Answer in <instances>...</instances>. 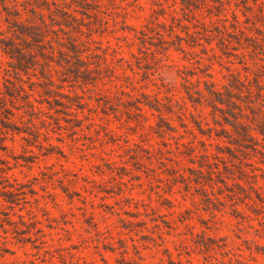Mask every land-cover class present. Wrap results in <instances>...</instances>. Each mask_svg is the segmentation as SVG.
<instances>
[{
	"label": "rangeland",
	"instance_id": "obj_1",
	"mask_svg": "<svg viewBox=\"0 0 264 264\" xmlns=\"http://www.w3.org/2000/svg\"><path fill=\"white\" fill-rule=\"evenodd\" d=\"M85 2L0 1V264H264V0Z\"/></svg>",
	"mask_w": 264,
	"mask_h": 264
},
{
	"label": "trees",
	"instance_id": "obj_2",
	"mask_svg": "<svg viewBox=\"0 0 264 264\" xmlns=\"http://www.w3.org/2000/svg\"><path fill=\"white\" fill-rule=\"evenodd\" d=\"M0 1H1L3 4H4V2H5V0H0ZM81 1H82V3L86 4L85 0H81ZM27 4L29 5V9H28V11H29L34 17H37V18H38L40 24H41L43 27H47V25L45 24L44 18H43L44 15H43L41 12L36 11V10L38 9V7H32L31 2L29 3V1L27 2ZM78 5L81 6V5H83V4L78 3ZM45 6H46V7H45V10L48 12V15H49L48 17H50L52 11H51L50 7L47 6V3H46ZM3 8H6V15H7L6 22H7L8 24L12 25L11 28H16V29H14V33H13V35H14V36H17L16 33H15V31L17 30V31H19V33H20L21 35H25V36H27V37L32 38V36H33L34 33L31 32V30H33V29H37V26L34 25L33 23L29 24L28 26H25V25L22 26V23H23V22H22V20H21V15H20L17 11H13V14H12V13H10L9 11L7 12L8 7H5V5H4ZM82 8H84V7H82ZM56 12L59 13V15H60L61 19L63 20V22H66L68 18H71V19H73L74 21L76 20L75 17L72 16V14H69V13H68L67 11H65V10H58V9H56ZM73 12H77V10H74ZM81 12H82V13H81ZM81 12H79V14H81V15H86V13H84L85 11H81ZM86 16H87V15H86ZM50 20H51V19H50ZM25 21L28 22V19H26ZM29 23H30V22H29ZM59 25H61V24H59ZM16 38H17V37H16ZM11 43H12V42H11ZM4 46L7 48L8 51H13V50H14L13 45L8 44V41H6V42L4 43ZM8 53H9V52H8ZM209 92H210V94H212V95L219 94L218 92H215V91H209ZM200 97H201V96H200ZM233 105H235L236 107H238V105H236L235 103H234ZM149 106H151V105H149ZM235 127H236V129L239 128V129H241V130L243 131V135H242V136H243L244 138H247V139H254L253 136L250 134V131H251V128H250V127L245 126V125H242L240 122H237L236 125H234V128H235ZM253 130H255V129H253ZM256 132H258L259 134H261L262 136H264V131H262V129H259V130H257ZM6 194H11V193H6ZM1 196L4 197V200H5L6 202H10V201H9V197H8V195L2 194ZM10 204H12V203L10 202ZM20 218H21V217H20Z\"/></svg>",
	"mask_w": 264,
	"mask_h": 264
}]
</instances>
